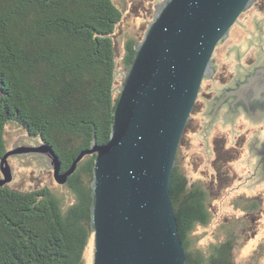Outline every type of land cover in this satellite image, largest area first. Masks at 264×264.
I'll return each instance as SVG.
<instances>
[{"label":"trees","instance_id":"trees-1","mask_svg":"<svg viewBox=\"0 0 264 264\" xmlns=\"http://www.w3.org/2000/svg\"><path fill=\"white\" fill-rule=\"evenodd\" d=\"M122 15L114 0H0V157L7 124L40 136L62 169L93 141H108L118 76L140 40L126 36L118 68ZM94 157L85 154L64 184L56 182L65 192L0 186V264H87ZM169 194L186 264H242L234 253L238 222L223 224L224 235L203 246L191 236L196 225L210 223V194L188 181L177 157Z\"/></svg>","mask_w":264,"mask_h":264},{"label":"water","instance_id":"water-1","mask_svg":"<svg viewBox=\"0 0 264 264\" xmlns=\"http://www.w3.org/2000/svg\"><path fill=\"white\" fill-rule=\"evenodd\" d=\"M253 1L162 0L154 5L121 74L108 141H93L62 169L52 146L41 138L46 162L39 159L37 165H50L59 184L85 154L95 155L92 264H186L169 194L178 146L201 82L214 72L216 44ZM259 77H264V67ZM22 138L27 137L16 141ZM16 144L0 157V186L12 179L10 156L38 153L30 152L35 147Z\"/></svg>","mask_w":264,"mask_h":264},{"label":"rangeland","instance_id":"rangeland-1","mask_svg":"<svg viewBox=\"0 0 264 264\" xmlns=\"http://www.w3.org/2000/svg\"><path fill=\"white\" fill-rule=\"evenodd\" d=\"M114 1L123 13L116 33L117 62L121 68L124 39L132 34L142 38L154 5L162 0ZM212 58L214 72L201 82L176 156L188 181L202 183L210 194V223L196 225L191 236L197 245L203 246L215 240L216 235H224L223 224L236 221L233 230L238 236L236 260L242 264L248 260L264 264V109L253 112V106L235 95L238 83L264 63V0H254L239 15L227 36L216 44ZM122 75L118 76L117 86ZM21 136L27 138L16 141ZM4 138L7 150L13 149L14 141L16 147L22 143L37 146L36 140L13 124L6 125ZM27 154L17 153L8 158L11 187L33 190L48 186L67 190L56 183L50 165L44 163L48 169L37 165L39 158L33 159L37 154ZM249 202H255L256 206L244 209ZM85 258L87 264H92L93 241Z\"/></svg>","mask_w":264,"mask_h":264},{"label":"flooded vegetation","instance_id":"flooded-vegetation-1","mask_svg":"<svg viewBox=\"0 0 264 264\" xmlns=\"http://www.w3.org/2000/svg\"><path fill=\"white\" fill-rule=\"evenodd\" d=\"M263 67L264 63L255 70L254 74L247 76L244 82H239L235 90L236 96L243 98L242 100L245 104L253 106V112H257L258 110L264 109V77H259V74ZM31 137V139L36 140L37 146L27 145L24 143H22V145L24 144L26 147L31 146L37 148L36 150L30 152H38L36 158H43L42 160L45 161V155L40 149L41 137L37 135H33ZM262 145H264V142L262 143ZM17 147H19V145Z\"/></svg>","mask_w":264,"mask_h":264}]
</instances>
